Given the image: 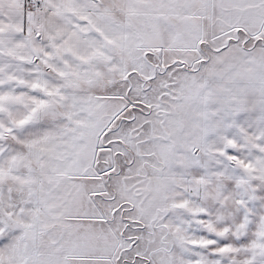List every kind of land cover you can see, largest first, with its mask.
Here are the masks:
<instances>
[{"label":"snow or ice","instance_id":"6c2138e0","mask_svg":"<svg viewBox=\"0 0 264 264\" xmlns=\"http://www.w3.org/2000/svg\"><path fill=\"white\" fill-rule=\"evenodd\" d=\"M0 264H264V0H0Z\"/></svg>","mask_w":264,"mask_h":264}]
</instances>
